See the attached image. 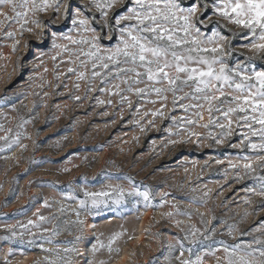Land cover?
Wrapping results in <instances>:
<instances>
[{"label":"rangeland","instance_id":"1","mask_svg":"<svg viewBox=\"0 0 264 264\" xmlns=\"http://www.w3.org/2000/svg\"><path fill=\"white\" fill-rule=\"evenodd\" d=\"M86 2L80 0L81 4ZM60 17L61 13L49 9L31 19L51 22ZM209 17L217 20L211 11L204 19ZM94 26L99 31V24ZM25 27L32 31L21 32L14 22L0 26V100L8 97L0 104V136L11 139L19 134V143L0 151V237L8 234L4 224L26 225L29 220L37 221V214L50 219L39 228L29 225L28 231L17 227L18 235L24 231V243L0 240V264H179L178 258H189V248L202 255L204 264H217V257L223 260V245L213 243L214 249L221 250L216 257L206 255L208 242L192 245L184 238L192 226L201 232L206 227L215 228L212 240L228 245L264 239L262 231H254L264 224V205L259 203L262 198L245 191L254 181L243 178L242 169L230 167V163H237V156L252 155L236 147L247 128L238 127L235 117L231 129H226L231 135L221 137L219 127H201L208 123L206 110H201L200 119L195 115L197 109L186 112L181 107L193 103L191 100H178L174 107L171 93L166 94L167 100H161L154 93L137 97L133 92H122L126 99L121 102L113 87L119 81L102 84L98 78L90 83L88 79L78 80L67 71L76 67L68 62L74 57L63 54L53 61L50 41L41 64L35 59L36 47L31 52L25 47L35 42L40 28L30 22ZM69 27L51 25L59 28L57 35L68 34ZM198 27L211 35L212 26ZM217 27L224 35L231 34L229 29L240 31L223 20ZM7 32H13V37L8 38ZM246 43L242 37L234 39L230 65L251 55L250 47H241ZM114 44L115 40L109 46ZM255 64L259 68L264 61ZM77 71L84 68L77 67ZM156 110L163 115L153 116ZM214 117L219 123H227L218 113ZM189 119L197 122L188 124ZM250 139L258 142L257 138ZM125 176L132 177L140 191L145 185L153 190L150 206L146 207L142 199L129 197L122 205L109 202L92 213L79 207L85 191H109V186L115 185L130 190ZM161 193L167 195L162 197ZM227 225H235L231 235ZM53 229L58 234L51 237V243L40 239L51 235ZM114 233H122L112 245L119 252L109 253L106 248L91 251L98 240L107 244ZM29 239L35 243H27ZM73 248L76 251H65Z\"/></svg>","mask_w":264,"mask_h":264},{"label":"snow or ice","instance_id":"2","mask_svg":"<svg viewBox=\"0 0 264 264\" xmlns=\"http://www.w3.org/2000/svg\"><path fill=\"white\" fill-rule=\"evenodd\" d=\"M4 8L8 11H3ZM49 9L61 13L59 21L42 22L31 19L36 13ZM209 11L217 20L211 17L204 19ZM0 17V26L14 22L19 24L21 32L32 31L31 27H25L29 22L40 28L35 42H29L25 47L29 52L33 46L36 47L35 59L40 60L41 64L42 57L48 54L44 48L50 41V50L55 53L51 55L53 61L63 54L74 57L68 62L76 67H69L67 71L74 73L78 80L88 79L90 83L91 79L98 78L102 84L119 81L113 87L114 94L121 96V102L126 99L121 95L122 92H133L137 97L154 93L161 100H167L166 94L171 93L174 107L178 100H191L193 103L182 104L181 107L186 112L189 109H197L195 115L200 119L203 118L201 110H206L208 123L201 127L215 125L220 128L221 137L231 135L226 129H231L232 117H235L238 127L247 128L236 147L247 149L252 155L237 156V163H230V167L242 169L243 178H251L254 181L253 186L245 191L261 197L259 203L264 205V174L260 171L264 170V64L259 68L255 64L256 61H264V0H188L187 3L185 0H87L83 4L80 0H0ZM219 20L225 21L227 25H234L240 31L229 29L230 35L222 34L217 27ZM52 24H58L60 27L70 24L68 34L57 35L59 28H51ZM96 24H99V31L94 26ZM199 24H203L205 28L212 26L211 35L202 32ZM225 26L219 25L220 28ZM49 30L52 32L50 36ZM72 32L76 35H71ZM6 35L12 38L14 33L7 32ZM238 37L248 41L241 47H250L251 55L232 66L229 58L233 56V41ZM113 40L114 46H109ZM69 45L75 47L70 48ZM12 48L15 50L16 45L13 44ZM77 67L84 68V71H77ZM141 84L144 87H139ZM121 85L124 87L121 88ZM100 90L105 91L103 88ZM107 91L113 94L111 89ZM178 93L182 95L178 96ZM7 99L8 97H5L0 100V104ZM99 103L103 104L104 101ZM129 104L131 106L130 101ZM224 105L228 107L224 108ZM214 113H218L227 123H219ZM152 115L162 116L163 113L156 110ZM196 122L187 120L188 124ZM177 123L173 120L174 125ZM0 130H3V125H0ZM209 135L211 136V133ZM18 137L19 134L11 139L8 135L0 136V141H3L0 151L10 150L13 145L19 143ZM250 138H257L258 142H253ZM219 142L217 140V143ZM103 174L101 171L100 175ZM124 179L131 185L130 190L126 191L120 185H115L109 186V191H85V199L79 201V207L92 213L94 209L107 206L109 202L114 206L122 205L129 197L142 199L146 207L150 206L153 190L145 185L144 190L140 191L138 186L133 185L132 177L125 176ZM165 195L167 193H161L162 197ZM193 202H196L195 197ZM44 206H47V201ZM183 214L190 215L188 212ZM37 216V221L29 220L26 225L4 224L3 230L8 234L0 237V240H19L24 243V231L18 235L17 227L28 231L29 225L39 228L41 223L50 219L38 214ZM201 223H204L203 219ZM221 223L226 224V221ZM227 227L231 235L235 225ZM44 231L48 232L47 229ZM254 231H262L264 234V224ZM215 232V228L206 227L201 232L192 226L190 233L184 238L192 245L204 246L205 242H208L206 255L212 257H216L217 251L221 250L214 249L212 244L223 245V260L217 257V264H264V239L254 238L247 244L228 245L223 241H213L212 235ZM57 234L53 229L51 235H42L40 239L51 243V237ZM121 235L122 233H114L107 244L98 240L91 251L95 253L106 248L109 253L119 252V249L113 248L112 245ZM27 243L33 244L35 240L29 239ZM169 248L171 249L172 245H169ZM188 251L189 258H178L179 264H204L200 253H196L193 248ZM193 255L195 259L191 258ZM5 264L8 262L5 261ZM67 264L71 262L68 261ZM88 264H91V261ZM100 264L104 262L101 261Z\"/></svg>","mask_w":264,"mask_h":264}]
</instances>
